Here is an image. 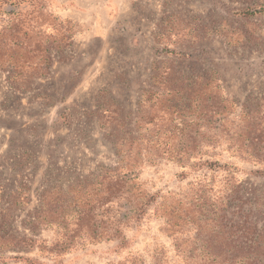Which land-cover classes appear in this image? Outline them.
I'll list each match as a JSON object with an SVG mask.
<instances>
[{
  "label": "trees",
  "instance_id": "trees-1",
  "mask_svg": "<svg viewBox=\"0 0 264 264\" xmlns=\"http://www.w3.org/2000/svg\"><path fill=\"white\" fill-rule=\"evenodd\" d=\"M246 2L237 13L264 12V0ZM75 32L74 22L50 11L46 0H0V71L14 88L29 90L55 58L65 59ZM172 65L153 64L133 111L110 97L89 112L115 162L38 190L37 205L20 220L28 235L8 231L30 199L28 186L13 191L0 213V264L6 250L34 252L14 256L24 264H62L66 252L87 244L117 241L123 249L126 230L150 216L163 220L175 260L155 249L148 264H264V183L241 179L232 161L264 175V95L240 102L225 93L215 70L184 75ZM162 161L176 164L185 184L150 192L139 173ZM104 264L147 263L128 252Z\"/></svg>",
  "mask_w": 264,
  "mask_h": 264
},
{
  "label": "rangeland",
  "instance_id": "rangeland-1",
  "mask_svg": "<svg viewBox=\"0 0 264 264\" xmlns=\"http://www.w3.org/2000/svg\"><path fill=\"white\" fill-rule=\"evenodd\" d=\"M48 8L76 27L65 59L55 58L51 71L27 91L14 88L0 71V213L13 191L29 187L28 204L16 211L8 229L27 234L20 225L38 203V190L89 175L98 163L113 164L115 155L99 127L102 99L113 97L125 112L136 108L141 87L152 66L171 60L179 74L220 75L225 93L245 102L264 95V12L237 13L246 0H46ZM173 49L172 52L166 50ZM105 90V93L101 92ZM238 176L264 183L258 167L232 160ZM180 168L168 161L146 165L139 181L150 192L177 190ZM64 185V184H62ZM163 220L150 216L126 230L127 244L99 242L74 248L62 264H104L128 252L148 264L155 249L174 261L172 237ZM41 235L51 237V232ZM16 255L34 252L6 250L1 264H24ZM40 261L49 262L43 257Z\"/></svg>",
  "mask_w": 264,
  "mask_h": 264
}]
</instances>
